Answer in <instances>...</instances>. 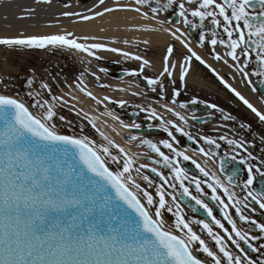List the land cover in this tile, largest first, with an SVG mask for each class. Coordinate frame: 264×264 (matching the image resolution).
<instances>
[{
	"label": "snow or ice",
	"instance_id": "6c2138e0",
	"mask_svg": "<svg viewBox=\"0 0 264 264\" xmlns=\"http://www.w3.org/2000/svg\"><path fill=\"white\" fill-rule=\"evenodd\" d=\"M51 2L52 0H36L37 4L50 5ZM104 3L105 0H98L99 5ZM193 5L194 7H191ZM145 7L148 11H142ZM117 10L133 11L145 19L153 20H157L160 13L171 10L170 19L158 20L161 26L165 23L171 25L173 19L178 17L177 23L191 29H201L200 45L203 46L207 40L212 46L216 60L223 59L215 52L217 44L223 45L227 49L225 55L235 62L237 70L243 74V78L250 86L253 85V81L245 69L253 62L254 54L258 66L251 75L258 77L259 83L264 84V0H165L163 3L161 0H134V6L117 4L115 7H104L102 12L97 11L93 15L81 16L73 12H64L62 15L91 20ZM25 11L31 15L35 9L28 8ZM20 18L24 19L25 16ZM206 22L213 26L210 38L208 33L203 31ZM144 30L159 31L147 27ZM164 31L178 40L187 49L188 55L184 56L183 63L178 64L171 60L175 51L174 46L170 44L167 47L163 57V71L156 78L145 77L153 92L159 86L163 99L162 77L167 75L171 78L177 68L179 80L185 82L194 58L212 71L220 83L264 125V111L255 107L216 73V70L193 50L189 42L181 38L184 36L181 28L175 27L174 30L164 28ZM224 35L227 39L223 38ZM96 39L89 36L77 37L70 31L19 34L0 37V46L8 50L60 49L83 52L97 60L102 59L96 55L97 50L119 53L125 58L141 61L139 71L127 72L129 76H139L145 67L149 66V61L142 56L110 48L103 43H88ZM144 43L147 44L148 41L145 40ZM241 57L244 58L242 63ZM100 71L106 72V69ZM91 75L99 81V76L95 73ZM83 77L84 73L81 72L77 77L76 87L97 105L108 101L121 108L125 106V100L114 101L108 96L102 100L98 99L84 85ZM172 83L175 84V81ZM35 85L36 78L33 72L25 77L24 87L28 90L21 95L19 91H14L15 83L11 77L5 78L0 75V264H209L208 260L198 257L197 252L210 258L211 264H264V259L259 261L253 259L241 246L243 242L251 252H260L264 249V244L256 247L251 241L264 239V235H250V232L239 230L236 221L227 211L229 204L217 195V188H222L228 200L232 202L231 206L235 208L239 219L254 225L259 233L264 234V223H258L242 212V207L247 208L252 202L258 204L260 209H264V187L259 191L252 188L257 176L264 185V170L250 162L251 159H255L251 153L239 161L247 166V178L243 182L245 195L243 200L234 199V193L230 192L214 174H210L186 151L175 146L179 145L180 141L174 132L187 136L189 140L196 138L176 121H165L155 108L147 110L149 112L147 118L160 120L163 131L170 139L160 140L158 143L138 136H131L130 139L138 140L141 146H146L154 153L158 158L153 159L152 164L170 169L168 176L156 167L150 168L148 164L137 165L133 155L97 127L96 117L90 116L82 108L77 110L75 105L69 104L64 95L54 94L51 84L41 82L39 90L34 87ZM100 87L108 86L101 84ZM252 91H257L255 86L252 87ZM179 95L180 91L173 89V104L176 103L175 97ZM71 98L76 99L75 96ZM191 103L195 105L205 102L193 99ZM162 107L182 124H188V119L181 113L167 105ZM180 107L186 108L187 105L182 103ZM208 107L220 112L225 121L236 119L215 104H209ZM65 108L74 112L77 117L83 113V119L104 142L98 143L84 134V124L79 125L77 132L73 121L61 114ZM140 111L146 109L141 108ZM112 118L119 120L117 116ZM191 119L200 118L192 115ZM120 125L123 128H140L139 124L126 125L122 120ZM240 126L251 128V125L243 123ZM151 127L152 125H149V128ZM199 139L209 146L214 145L217 149L220 147L217 140L211 136H201ZM261 139L264 140V137ZM219 140L226 141L230 146L243 148L247 152L243 140L229 139L226 135H220ZM160 145L168 149L170 154H165ZM198 150L205 157L215 155L211 148L205 151L200 147ZM144 155L147 157V153ZM181 160L191 161L204 177L211 175L212 182L190 176L181 166ZM145 169L155 173L161 183H156L149 175H145L143 172ZM137 178L145 182L146 187L142 186ZM232 180L233 176L227 177L229 184ZM185 181L190 185L194 184L196 192L201 195L205 194L202 183L207 184L212 190L211 199L222 206L224 219L231 225V231L216 219L208 204L199 196L192 194ZM177 184L180 191L177 190ZM165 185L172 191H168ZM153 188L155 195L149 190ZM178 196L190 197L205 209L213 223L227 234V239L214 231L213 226L205 220H187ZM165 212L171 213L174 217L171 223L165 220ZM193 224L200 225L202 231L215 242L219 254L194 231ZM229 241L235 245L239 254L233 253Z\"/></svg>",
	"mask_w": 264,
	"mask_h": 264
},
{
	"label": "bare ground",
	"instance_id": "6f19581e",
	"mask_svg": "<svg viewBox=\"0 0 264 264\" xmlns=\"http://www.w3.org/2000/svg\"><path fill=\"white\" fill-rule=\"evenodd\" d=\"M163 2L165 0H161V3ZM117 4H131L134 6V0H105L104 5H99L98 0H52L50 5L37 4L36 0H0V37L19 34H50L64 31H70L77 37H96L95 41L90 40L88 43H103L110 48L114 47L124 52L142 56L149 61V66L145 67L143 73L159 76L160 72L163 71V57L170 44L174 46L175 50L171 57L173 62L183 63L184 57L182 55H188L187 49L178 40H175L169 32L164 31V28L174 30L175 27H179L184 32V36L181 38L187 40L193 50L211 65L216 73H219L223 78L225 73L228 74L229 80L225 78L224 80L255 107L264 111V97L252 91V85L250 86L243 78V74L237 70L235 62L225 55L227 49L223 45L217 44L216 46L215 52L223 57L221 60H216L209 57L204 50H200L196 41L190 38L188 34V28L189 30L192 29L185 27L182 23H177L178 17L175 22L173 19L171 25L165 23L161 26L158 23L160 19L165 21L170 19L171 10L160 13L157 20L145 19L139 13L128 10L105 13L103 16L91 20H81L79 16L66 17L62 15L64 12L79 13L81 16L93 15L97 11L102 12L104 7H115ZM65 5L68 6L65 7ZM153 6L156 5L153 4ZM191 7H194V5ZM28 8L35 9L34 13L28 15L25 11ZM142 11H148V9L145 7ZM21 16H25V18L21 19ZM149 16H151V13H149ZM206 24L209 23L206 22ZM145 27L159 29V31H145ZM220 31L222 32V30ZM223 38L227 39L226 35ZM145 40L148 41L147 44L144 43ZM205 46L213 52L211 45L206 43ZM96 55L102 57V59L97 60L83 52H69L60 49L8 50L0 46V69L4 71H29L31 74L34 72L36 82L51 84L54 94L64 95L65 99L69 100V104L75 105L77 110L82 108L90 116L96 117L97 127L101 131L124 147L131 155L139 157V154L142 155L141 145H139L138 140L133 141L130 137H140L137 133L141 132L133 130L136 128H123L120 125L121 118L119 120L112 118L113 116L118 117L117 112L120 111L121 107L108 101L97 105L95 101L79 92L76 84L77 77L83 72L84 85L98 99L102 100L103 97L108 96L114 101L125 100L130 102L135 99L134 93L135 95L136 93L140 95L149 94L146 90H137L132 81L133 76L126 74L131 71H139L141 61L128 59L119 53L106 50H97ZM243 59L241 57V63ZM225 60L228 62L225 63ZM100 69H106V72H101ZM245 70L247 71V69ZM91 73L99 76V81ZM198 77L194 65L191 64L185 82L195 84ZM171 78L179 79V68L173 72ZM101 84L108 87H100ZM203 86L205 89L209 87L208 84L202 83ZM120 89H123V91H120ZM115 90L117 91L113 93ZM72 96H75L76 99L73 100ZM159 105H167L173 108L185 116L188 119V124H190L188 114L184 108L165 101H161ZM154 108L164 117L165 121L169 120L168 113L159 106ZM64 110L66 111L67 108ZM123 122L126 125H132L131 122ZM179 123L182 122L179 121Z\"/></svg>",
	"mask_w": 264,
	"mask_h": 264
},
{
	"label": "flooded vegetation",
	"instance_id": "af4514ba",
	"mask_svg": "<svg viewBox=\"0 0 264 264\" xmlns=\"http://www.w3.org/2000/svg\"><path fill=\"white\" fill-rule=\"evenodd\" d=\"M201 48H202V46H201ZM202 101H204L205 102L204 104H207V105H209V104L217 105V99L216 98L211 97V96L209 98H207V96L204 95L203 93H202ZM138 119H139V122H143V119H142L141 116H138ZM232 127L233 126H231L230 129H232ZM246 133H248V130H246ZM255 143L259 144V142L251 141V144L249 145V148H247V152L240 151L239 153H227L225 151V146H221V144H220L219 149H217L215 147V149L213 151L215 153V156L218 158L217 161L214 162L213 160H210L207 157L202 155V162L200 163V165L202 167H204L210 174H214L224 185H226L227 183L225 181L227 180V178L222 176V167H220L221 160L223 158H225L226 156H232V157L235 156L236 157L234 159L235 163L241 169V179H238L240 187H239V189H232V190H229V191L234 193V197H237L240 200H243V197L245 195V191L243 190V182L247 178V166L245 164H241L239 162L240 159L243 158V157H247L248 153H251L252 157H255V159H251L250 162L253 165H255L256 167H261L262 170H264V157L261 156L262 155V151L259 149V147L258 148H254V144ZM201 147H203L205 149V151H207L208 148H212L210 146L205 148L203 145ZM161 150L164 151L165 154H169V150L168 149H165V148L162 147ZM157 158L158 157L156 156V159ZM197 163H198V161H197ZM181 166L184 167L188 171L190 176H195V177L199 178L201 181L208 180V182H210V183L212 182L211 175L209 177H204V175L199 171V169L196 167V165L193 164L191 161H183V160H181ZM156 167L158 168L159 171L164 172V174L166 176L169 175L170 169H166L162 165H156ZM225 170L227 172H231V171H235L236 169H234L233 166H228ZM254 171H255V169H254ZM258 179H260V178L257 176V180L252 185V188H254L256 190H257V181H258ZM185 185L190 187V191L192 192L193 195L199 196L200 199H202L206 204H208V206L210 208H212L213 215L216 217V219L220 220L221 223H223V221L221 220L222 218L219 215L220 212H222V210H221L222 206L217 201H214V200L211 199L212 190L207 186V184L206 183H202V185H201L202 188L204 189V193H205L204 195H201V194L196 192L194 184L190 185L188 181H185ZM177 190L180 191L179 187H178V184H177ZM218 192L222 193L221 189L217 188V193ZM208 197L211 199V201L207 200ZM232 208L234 210H227L228 213L231 216H232V214H235V208L234 207H232ZM253 208L255 209V211H252ZM242 212H246L248 217L256 220L258 223H264V209H260L258 204H256V206H255L254 204L251 203L249 207H247L245 209L242 208ZM193 217H194L195 220H205V221H207L206 219H203V218L201 219V218H198V217H195V216H193ZM209 220H210L211 224H214L211 217H209ZM248 225H250V224H248ZM199 228H201V227L199 226ZM203 234H204V231H202V235ZM258 235H263V234L259 233V231H258ZM262 240L263 239L256 240L257 247H259L261 244H264ZM263 251H264V249H261V251L258 252V254H262Z\"/></svg>",
	"mask_w": 264,
	"mask_h": 264
},
{
	"label": "rangeland",
	"instance_id": "374dc122",
	"mask_svg": "<svg viewBox=\"0 0 264 264\" xmlns=\"http://www.w3.org/2000/svg\"><path fill=\"white\" fill-rule=\"evenodd\" d=\"M175 20H176V18L174 19V22H175ZM199 30L201 31V29H192V31H194L196 34L197 33L198 34L200 33ZM203 31H205V30L203 29ZM160 53L163 54L162 52H160ZM182 56L184 57V56H186V54H183ZM142 74H144V73H142ZM0 75L4 76L5 78L11 77L14 80V83H15L14 91H19L21 93V95H24L27 92L28 89L26 87H24V83H25V77L31 75V73L29 71H26V72L25 71H22V72H20V71H11V70L4 71V70H1L0 69ZM145 75H147V74H145ZM147 76L148 77L155 78V75H153V74H150V75H147ZM137 77L136 76L135 77L133 76L132 77V81L134 83V87L138 90V87L136 85V78ZM39 84L40 83L36 82V85L34 86L37 90H39ZM177 85H178V83L175 82V84H173L172 88L175 86L173 89H180V87L177 86ZM194 89L199 90L198 87H194ZM137 90H136V92H138ZM116 91L117 90L113 91V93H115ZM200 95H201L200 93H191V97L192 98H194V97H198L199 98ZM133 96L135 97V99H133L132 101H130L131 102V105H129L127 107L128 112L129 111L133 112L135 110V107H136L135 104L136 103H139L142 100L145 101V99H141V96L138 95V94L133 95ZM146 96H149L150 98L152 97V95L151 96L150 95H146ZM130 102H127V103H130ZM61 114L65 115L66 118H68L69 120H72L73 121V125H74V127H75V129H76L77 132L79 131V125L80 124H84L85 125V133L84 134L89 135L92 139H95L98 143H103L104 142L102 140V138L99 136V134L94 129H92L91 125H89L87 123V121L83 119V114H81L80 117H77L74 112H70L68 110H66V111L63 110L61 112ZM127 118H129V117H127ZM127 118H126V121H132L131 119L129 120ZM261 128H263V127H261ZM113 152L115 154V150H113ZM112 167L115 169V165H113ZM133 175L135 176V173H133Z\"/></svg>",
	"mask_w": 264,
	"mask_h": 264
}]
</instances>
